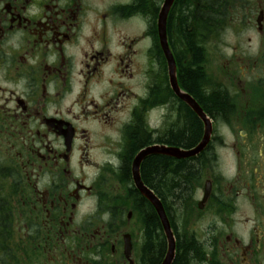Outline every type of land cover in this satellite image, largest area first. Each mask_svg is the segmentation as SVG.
Returning a JSON list of instances; mask_svg holds the SVG:
<instances>
[{"label": "flooded vegetation", "instance_id": "obj_1", "mask_svg": "<svg viewBox=\"0 0 264 264\" xmlns=\"http://www.w3.org/2000/svg\"><path fill=\"white\" fill-rule=\"evenodd\" d=\"M165 1L0 0V264H147L152 204L130 189L132 162L151 145L194 150L207 128L183 159L186 206L167 205L173 228L207 211L189 264H264V0H189L206 18L200 89L179 80L205 119L170 86ZM182 1L166 20L175 56ZM194 118L192 143L166 142Z\"/></svg>", "mask_w": 264, "mask_h": 264}, {"label": "trees", "instance_id": "obj_2", "mask_svg": "<svg viewBox=\"0 0 264 264\" xmlns=\"http://www.w3.org/2000/svg\"><path fill=\"white\" fill-rule=\"evenodd\" d=\"M178 14L179 19L181 18L180 32H178V45L180 44V50L176 55L179 76L187 88L190 87L192 91L198 92L200 89L199 80L202 74L200 68L202 50L196 46V40L202 31V26L205 23V16L202 15L196 2H194V6L191 7V2L189 0L182 1V8L179 9ZM190 50L194 58V69H191L193 65L191 67L189 66L190 62L188 61V54ZM216 100L217 99H214V103L218 104ZM188 127L176 136L171 135V132L169 131L164 139L168 143H192L199 135L200 127L196 119L192 120ZM143 143L144 142L139 140L137 136H133L132 144L129 148L130 152L141 146ZM172 164L173 160L170 157L153 155L145 159L143 167L144 181L160 192L159 194L166 205V209L170 206L171 195L173 194L178 198L179 202L181 200L184 202L189 200L191 194V177L195 171L187 160H177L176 168H172L170 166ZM195 164L197 165V163ZM130 189L137 192L136 189ZM137 194L139 193L137 192ZM146 204L151 211L146 216L147 241L145 259L147 264H160L167 249L166 238L163 233L161 222H159L154 209L149 203ZM173 226L175 227L174 224ZM184 230V232H180L175 228L177 235V255L173 264H189L190 261L197 258V255H195L198 250V242L195 238L196 233L189 231L187 228H184ZM157 240L160 241V246L157 250L154 249L153 251L154 243ZM147 249H149V251L152 249L151 254L150 252L147 253Z\"/></svg>", "mask_w": 264, "mask_h": 264}, {"label": "water", "instance_id": "obj_3", "mask_svg": "<svg viewBox=\"0 0 264 264\" xmlns=\"http://www.w3.org/2000/svg\"><path fill=\"white\" fill-rule=\"evenodd\" d=\"M174 0H166L163 11L159 20L160 25V38L162 43V48L165 54V57L168 62V74H169V81L172 89L180 96L183 100L193 105L195 111L201 116L203 119L206 118V115L203 111V109L195 102V100L189 96L185 91H183L179 85L178 80V70H177V62L175 59V56L173 52L171 51L167 39V30H166V20H167V14L169 12V9L171 5L173 4ZM211 134V129H206V135L202 142L198 145V147L192 151H185L181 150L179 148L174 147H168V146H149L143 150H141L138 155L136 156L133 165H132V174L135 186L138 188V190L148 199L151 201V203L154 205L155 209L157 210V213L160 217L167 242H168V249L166 256L162 262V264H173L175 258H176V238L174 231L172 229L170 220L168 218V215L166 213L165 207L163 205V202L159 199V197L144 183L140 167L143 160L150 154L155 153H161L164 155L169 156H176L178 158H187L190 157L197 152L201 151L206 144L209 142ZM209 187L206 188V197L209 193Z\"/></svg>", "mask_w": 264, "mask_h": 264}, {"label": "rangeland", "instance_id": "obj_4", "mask_svg": "<svg viewBox=\"0 0 264 264\" xmlns=\"http://www.w3.org/2000/svg\"><path fill=\"white\" fill-rule=\"evenodd\" d=\"M206 19V18H205ZM206 21V20H205ZM204 21V22H205ZM203 27V26H202ZM180 50V44L179 45H177V53H178V51ZM211 67H212V69L214 70V71H218V62L217 61H212L211 63ZM168 197V196H167ZM197 197H199V196H197ZM170 200V199H169ZM179 205L181 206V207H185L186 206V204H185V202L183 201V200H181L180 202H179ZM244 209H241V211L239 212V213H241L242 211H243ZM212 212V211H211ZM246 214H248V212L246 213ZM245 214V215H246ZM238 217H240V216H238ZM197 221H195V222H193V224L192 225H190L189 226V230L191 231V232H193V233H198V236L201 238V239H204V237H205V234H206V232H205V227H206V225L209 223V220H210V216L208 215V212L206 211V212H204V213H199V216H197ZM182 218H178L177 219V223H178V225H179V227H181L182 228V226H181V224H182ZM184 227L186 228V223L184 222ZM241 228V227H240Z\"/></svg>", "mask_w": 264, "mask_h": 264}]
</instances>
